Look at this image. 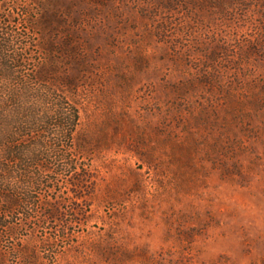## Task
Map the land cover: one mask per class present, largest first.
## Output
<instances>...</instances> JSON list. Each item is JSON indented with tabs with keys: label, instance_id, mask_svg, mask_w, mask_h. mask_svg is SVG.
Masks as SVG:
<instances>
[{
	"label": "rangeland",
	"instance_id": "1",
	"mask_svg": "<svg viewBox=\"0 0 264 264\" xmlns=\"http://www.w3.org/2000/svg\"><path fill=\"white\" fill-rule=\"evenodd\" d=\"M0 4L24 74L75 84L81 151L74 173L50 164L31 222L10 218L0 264H264V0Z\"/></svg>",
	"mask_w": 264,
	"mask_h": 264
},
{
	"label": "trees",
	"instance_id": "2",
	"mask_svg": "<svg viewBox=\"0 0 264 264\" xmlns=\"http://www.w3.org/2000/svg\"><path fill=\"white\" fill-rule=\"evenodd\" d=\"M3 7L0 4V238H13L18 228L9 224L10 218L21 215L31 222L38 190H54L51 185L57 184V178L51 179L50 164L76 171L74 152L81 151L79 146L70 151L80 125V110L71 96L75 84L58 76L56 70L40 68L24 74L29 71V46L15 16L5 14ZM20 13L23 11L18 16ZM69 181L72 199L83 202L78 189H84L87 177ZM55 203L39 204L44 220L60 219ZM71 210L74 217L81 211Z\"/></svg>",
	"mask_w": 264,
	"mask_h": 264
}]
</instances>
